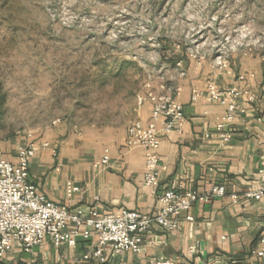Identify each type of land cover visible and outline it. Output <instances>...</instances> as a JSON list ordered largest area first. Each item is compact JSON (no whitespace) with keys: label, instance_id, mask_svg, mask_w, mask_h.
Returning <instances> with one entry per match:
<instances>
[{"label":"crops","instance_id":"1","mask_svg":"<svg viewBox=\"0 0 264 264\" xmlns=\"http://www.w3.org/2000/svg\"><path fill=\"white\" fill-rule=\"evenodd\" d=\"M165 86L182 106L183 120L177 130L159 138L160 183L201 194L221 186L224 196L194 203L178 215L173 232L152 226L139 254L114 255L105 248L103 263L83 261L95 238L78 239L74 248H55L44 239L30 252L14 245L0 264H148L168 259L179 264H264V258L253 254L264 234V195L258 201L245 198L264 187L258 175L264 156V59L244 56L223 67L189 60ZM209 86L221 99H208ZM230 104L239 110L225 120ZM149 120L150 104L144 102L124 126L77 132L63 124L49 138L0 136V154L16 165L18 149L32 146L29 179L53 204L85 215L91 209L114 216L123 210L153 214L160 204L143 186L144 151L127 147L129 124ZM105 151L109 166L95 169ZM67 182L80 188L70 199Z\"/></svg>","mask_w":264,"mask_h":264},{"label":"rangeland","instance_id":"2","mask_svg":"<svg viewBox=\"0 0 264 264\" xmlns=\"http://www.w3.org/2000/svg\"><path fill=\"white\" fill-rule=\"evenodd\" d=\"M244 56L264 0H0V136L124 126L183 62Z\"/></svg>","mask_w":264,"mask_h":264},{"label":"built area","instance_id":"3","mask_svg":"<svg viewBox=\"0 0 264 264\" xmlns=\"http://www.w3.org/2000/svg\"><path fill=\"white\" fill-rule=\"evenodd\" d=\"M222 66V63H218ZM208 99L219 100L221 93L212 86L208 88ZM150 104V120L146 124L131 122L127 128V147L140 148L145 155V173L143 186L160 204L153 214L123 210L118 216L103 215L96 209L85 215L77 209L69 210L47 200L39 188L29 179V160L34 156L32 146L21 147L17 152V164L13 165L0 154V260L9 255L14 245L24 252L37 248L44 239H49L55 248L62 245L74 248L78 239L96 242L82 256L83 261L103 263V252L109 248L114 255L124 252L139 254L144 237L152 226H158L166 232L178 227V215L187 212L196 202H205L225 194L221 186L213 187L208 194L186 191L172 185H162L159 181V158L156 150L161 135L179 128L183 120L182 106L173 98L170 88L159 92H147L138 98L137 105ZM225 105V101L221 100ZM239 109L227 106L225 120L231 119ZM160 125V127H159ZM107 151L94 164L95 169L109 166ZM264 184V156L258 170ZM80 192V188L67 182L65 194L71 198ZM264 187L255 193L245 195L247 199L260 200ZM257 258H264V234L259 247L253 252ZM148 264H179L175 260H151Z\"/></svg>","mask_w":264,"mask_h":264}]
</instances>
